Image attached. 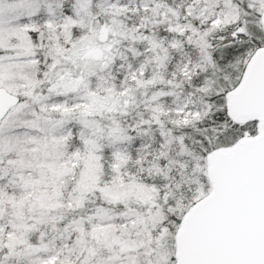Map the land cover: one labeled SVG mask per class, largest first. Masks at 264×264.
Returning <instances> with one entry per match:
<instances>
[{
    "label": "snow or ice",
    "instance_id": "snow-or-ice-1",
    "mask_svg": "<svg viewBox=\"0 0 264 264\" xmlns=\"http://www.w3.org/2000/svg\"><path fill=\"white\" fill-rule=\"evenodd\" d=\"M0 264H264V0H0Z\"/></svg>",
    "mask_w": 264,
    "mask_h": 264
}]
</instances>
